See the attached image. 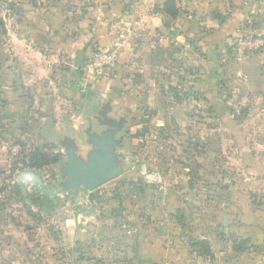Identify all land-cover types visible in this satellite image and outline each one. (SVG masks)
<instances>
[{
    "label": "crops",
    "instance_id": "1",
    "mask_svg": "<svg viewBox=\"0 0 264 264\" xmlns=\"http://www.w3.org/2000/svg\"><path fill=\"white\" fill-rule=\"evenodd\" d=\"M143 8L137 27L122 30L120 50L129 46V34L138 37L135 99L138 104L148 101L149 123L157 129L154 143L165 141L169 136L161 139L159 134L171 127L189 132L200 127L184 142L187 155L182 168H169L159 173L160 182H154L143 168L131 167L124 151L127 117L121 116L127 107L113 97L118 89L105 82L99 83L102 89L78 85L85 101L88 95L99 99L91 102L93 112L85 118L87 132L101 134L109 127L100 112L106 120L122 124L116 137L123 140L117 149L122 178L92 192L76 194L61 188L62 198L84 197L85 210L60 212L53 220L60 229L54 232L58 237L38 232V226L22 234L15 228L0 231V264H264V59L234 65L228 55L229 46L247 32L246 24L264 33V0L246 4L238 13L226 11L219 2L201 1L196 8L203 28L159 11L144 14ZM103 23L99 20L98 29L89 35L95 40L93 48L110 47L116 40H111L115 27L107 30ZM194 33L195 42L190 41ZM73 59L81 68L80 54ZM43 68L47 65L37 63L35 71L27 73L32 89ZM67 68L71 72L72 65ZM75 74L74 86L84 74L88 77L82 70ZM134 118L138 120L137 115ZM95 124L100 132L93 129ZM73 128L69 138L86 160L92 151L90 137L87 133L82 140L77 126ZM54 131L61 137L57 128ZM36 140L44 141L38 134ZM135 171L142 176L140 182L127 176ZM113 191L117 199L104 200ZM66 235L72 240L69 246L61 243ZM80 241L85 243V260L77 258ZM201 241L208 243L212 256L199 245Z\"/></svg>",
    "mask_w": 264,
    "mask_h": 264
},
{
    "label": "rangeland",
    "instance_id": "2",
    "mask_svg": "<svg viewBox=\"0 0 264 264\" xmlns=\"http://www.w3.org/2000/svg\"><path fill=\"white\" fill-rule=\"evenodd\" d=\"M201 1H209L215 5L219 2L226 11L238 13L246 4L259 3L261 0H175L179 8L175 20L185 21L195 28H203V22L197 19L199 9L196 8ZM164 2L165 0H0V220L1 223L4 222L0 226L1 232H10L15 228L22 234L27 230L35 231L34 227L38 226V232H43L46 236L51 232L52 236L56 234L55 237H58L54 232L60 229L54 226L53 220H57L60 212L71 215L76 208L85 210V204L82 203L84 197L76 201L73 196H59L61 184L65 182L61 169L67 162L64 145L74 134V126H77L82 140L86 139L88 125L85 118L88 113L93 112L91 102L94 105L99 100L88 95L85 101L78 85L91 84L96 89H102L104 85L99 83L105 82L108 87L118 89L113 97L127 107L121 110V116L127 117L125 129L135 134L134 139L131 134L129 136V132L123 133L124 151L131 158V167L143 168L146 175L162 174L169 168H182L180 163L187 155L184 142L188 136L199 133L201 129L195 126L189 128L192 129L189 132L188 128L171 127L159 134L161 139L169 136L165 141H152L157 129L149 123L151 111L148 101L138 104L135 99L139 92L136 87L139 82L138 67L134 64V44L138 37L134 38L132 33H128L129 46L120 50V62L111 74L97 80L84 74L82 80H75V86L71 85V80L77 79L75 72H85L84 56L95 45V40L89 35L94 29H98L99 20L104 19L101 26L107 30L115 27L111 40L115 38L114 42H118L122 39L120 34L123 29L133 31L137 27L142 7L144 14H148L160 10ZM211 19L216 23L214 15ZM195 35L191 36L190 41L195 42ZM105 48H109V45ZM77 54H80L77 64L80 63L81 68L76 66L73 59ZM37 63L47 65V68L41 69L38 81L33 84L35 89H32V83L27 81L26 75L35 71L34 65ZM69 64L72 65L71 72L67 68ZM13 86L17 89H12ZM192 113L195 111L191 110ZM135 115L138 120L134 118ZM55 128L61 137L55 133ZM93 129L101 131L96 124ZM64 133H67V137ZM37 134L44 141H37ZM175 156L178 158L177 163L173 161ZM127 176L139 182L142 180L137 171ZM121 178L109 181L100 188L119 182ZM28 182L33 185L31 193L24 187L20 188ZM17 191L21 194H16ZM110 193L104 200L117 199L115 191L112 195ZM28 194L33 196L30 201H25ZM25 218L30 219L31 223L30 220L24 222ZM83 221L79 226L83 227ZM70 240L69 235H66L61 243L69 246ZM57 246L61 247L59 241ZM76 247L77 252H85L83 241Z\"/></svg>",
    "mask_w": 264,
    "mask_h": 264
},
{
    "label": "water",
    "instance_id": "3",
    "mask_svg": "<svg viewBox=\"0 0 264 264\" xmlns=\"http://www.w3.org/2000/svg\"><path fill=\"white\" fill-rule=\"evenodd\" d=\"M219 17L217 15V18ZM100 114L103 115L105 123L109 127L101 134L88 131L92 151L86 160L78 154L77 146L73 140L69 139L64 145L67 162L61 169L65 178V182L61 186L65 191H73L76 194L82 190L92 192L123 174L117 153L123 140L116 138L121 131L122 124L106 120L104 112H100Z\"/></svg>",
    "mask_w": 264,
    "mask_h": 264
},
{
    "label": "built area",
    "instance_id": "4",
    "mask_svg": "<svg viewBox=\"0 0 264 264\" xmlns=\"http://www.w3.org/2000/svg\"><path fill=\"white\" fill-rule=\"evenodd\" d=\"M233 49L232 62L237 64H245L259 57L264 59V33L258 32L251 25L247 32L238 36L231 44ZM121 43L114 42L109 48L101 49L94 53L88 60L85 71L90 79H102L117 66L120 57ZM152 181L160 182L161 177L158 173L150 176ZM32 183L28 182L25 188L28 192L32 190Z\"/></svg>",
    "mask_w": 264,
    "mask_h": 264
},
{
    "label": "trees",
    "instance_id": "5",
    "mask_svg": "<svg viewBox=\"0 0 264 264\" xmlns=\"http://www.w3.org/2000/svg\"><path fill=\"white\" fill-rule=\"evenodd\" d=\"M157 11H159L160 13L163 12L164 15H166L167 17H170L171 19H174V20H175V19L177 18V16H178L179 8H178V6L176 5L175 0H165V2L163 3L161 9H160V10H157ZM248 24H249V25H248ZM248 24H246V26H247V27H250V26H251V23H248ZM252 26H253V25H252ZM253 28H254V26H253ZM101 49H105V47L97 46V47H95V48H92V49L90 50V53H89L87 56H86V55L84 56V57H85V59H84V67L86 66V64H87L88 60L90 59V57H91L94 53H97L98 51H100ZM232 54H233V49H232V47H231V45H230V46H229V50H228V55L230 56V59H231V57H232ZM230 61L232 62V59H231ZM117 65H118V64H117ZM116 67H117V66H116ZM116 67L112 70V72L115 71ZM20 188H22V186H20ZM19 193L21 194V192H19V191L16 192V194L20 195ZM32 196H33V195H31V194H28L27 196H25V201H27V200L30 201L31 198H32ZM199 245H201L202 248L205 249V252H206L209 256H212L211 251H210V248H209V245H208L207 242H205V241H201ZM77 253H78V255H77L78 260H85V259H86V252H84V251H79V252H77Z\"/></svg>",
    "mask_w": 264,
    "mask_h": 264
}]
</instances>
